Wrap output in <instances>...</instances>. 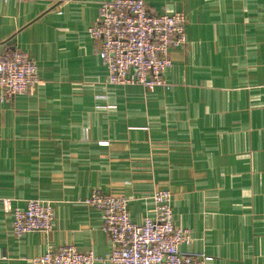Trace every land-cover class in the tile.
<instances>
[{"label": "crops", "instance_id": "obj_1", "mask_svg": "<svg viewBox=\"0 0 264 264\" xmlns=\"http://www.w3.org/2000/svg\"><path fill=\"white\" fill-rule=\"evenodd\" d=\"M102 1L0 0V55L25 52L41 79L0 94V264L65 245L108 257L101 213L86 203L96 189L127 197L134 223L169 190L194 239L181 251L264 264V0H144L187 16V45L153 91L109 84L89 33ZM5 200L52 203V233L14 237Z\"/></svg>", "mask_w": 264, "mask_h": 264}, {"label": "built area", "instance_id": "obj_2", "mask_svg": "<svg viewBox=\"0 0 264 264\" xmlns=\"http://www.w3.org/2000/svg\"><path fill=\"white\" fill-rule=\"evenodd\" d=\"M186 24L184 12L152 13L144 0L102 1L89 33L98 43L109 84L141 86L150 91L168 86L165 76L172 66L171 53L187 45ZM40 83L38 65L28 54L15 49L0 55L2 102L31 93ZM153 201V216L134 223L127 197L94 190L86 203L101 213L110 255L102 258L65 245L48 249L33 259V264H207L210 259L205 255L181 251V246L191 245L194 239L190 230L175 223L172 193L160 189ZM4 208L13 218L12 234L16 238L53 231L55 211L48 201L30 200L25 209H13L5 200Z\"/></svg>", "mask_w": 264, "mask_h": 264}, {"label": "trees", "instance_id": "obj_3", "mask_svg": "<svg viewBox=\"0 0 264 264\" xmlns=\"http://www.w3.org/2000/svg\"><path fill=\"white\" fill-rule=\"evenodd\" d=\"M40 201H41V200H40ZM52 206H53V205H52ZM53 209H54V208H53ZM46 252H47V251H46ZM46 252H45V253H46Z\"/></svg>", "mask_w": 264, "mask_h": 264}]
</instances>
